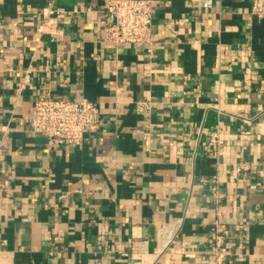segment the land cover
<instances>
[{
	"label": "crops",
	"instance_id": "0c3cea01",
	"mask_svg": "<svg viewBox=\"0 0 264 264\" xmlns=\"http://www.w3.org/2000/svg\"><path fill=\"white\" fill-rule=\"evenodd\" d=\"M105 1L0 0V264H212L216 219L226 264H264V16L152 0L150 42L113 45ZM39 98L96 103L97 132L50 148Z\"/></svg>",
	"mask_w": 264,
	"mask_h": 264
},
{
	"label": "built area",
	"instance_id": "2783aa9c",
	"mask_svg": "<svg viewBox=\"0 0 264 264\" xmlns=\"http://www.w3.org/2000/svg\"><path fill=\"white\" fill-rule=\"evenodd\" d=\"M202 9H209L212 0H199ZM152 0H106L101 10L103 16L102 40L107 44H144L150 42L152 21ZM251 14L264 16V0H251ZM57 12L51 4L42 9V20L37 27L39 34L52 33L55 29L54 18ZM137 114L148 116L153 104L147 99L134 102ZM97 104L89 100H52L39 98L34 101L33 115L29 126L36 133L47 136V145L57 148L61 145L78 146L86 135L97 132L99 128ZM213 150L221 144L218 134L212 138ZM179 223L168 224L158 235L168 242L177 235ZM209 254L212 264H226L228 251L226 233L216 219L210 231Z\"/></svg>",
	"mask_w": 264,
	"mask_h": 264
}]
</instances>
